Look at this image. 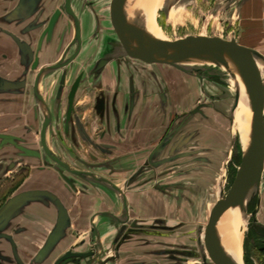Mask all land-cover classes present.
<instances>
[{
  "label": "crops",
  "instance_id": "0c3cea01",
  "mask_svg": "<svg viewBox=\"0 0 264 264\" xmlns=\"http://www.w3.org/2000/svg\"><path fill=\"white\" fill-rule=\"evenodd\" d=\"M64 1L0 0V63L11 61L13 67L12 75L0 71L1 81L9 78L22 83L20 80L27 78L28 73L20 75L18 64L31 66L33 70L29 71L30 76L34 68L50 65L65 54L76 27L75 20L64 8ZM89 1L72 0L73 9L81 18L86 50L76 59L79 63L92 55L88 44L95 37L100 22L109 24L106 10L102 14L103 19H100V9L94 7L95 1L93 4ZM101 1L104 3V0ZM101 6L102 9L104 5ZM239 15L242 30L237 37H240V42L257 50L263 49L264 0H244ZM5 29L12 30L32 46L34 60L28 57L15 38L3 32ZM10 44L11 59L5 56L6 53L9 55L7 48ZM126 61L125 57L112 60L100 75L108 96L123 85L119 91L117 118L108 107L110 128L102 139L103 151L99 154L109 159L110 167L86 169L104 181L85 175L73 183L49 159L37 153L29 155L30 150L26 156L23 154L20 155L22 158H16L13 148L8 146L10 142L0 141V184L5 185L4 192L0 194V201H3L0 206V264H54L69 249L79 252L93 250L94 240H100V250L108 247L119 230V220L125 218V201L129 220L153 219L160 226L169 228L167 220L178 218V209L181 212L190 208L196 211L198 207L212 203L211 215L223 196L220 178L225 172H219L216 165H219L225 151L229 153V149L226 148L223 132L219 133L220 136L215 133L216 123H213L214 118L208 110L213 109L214 105L201 104L197 73L172 64L142 61H132L137 65V70L132 71V66L127 65ZM57 73L60 71L48 73V79L53 80ZM84 76L90 75L87 73ZM130 78L134 79L136 88V105L132 115L128 106L131 100ZM18 88L17 96L13 98L12 129L6 128L9 124L6 118L9 106L0 113L2 139H7L10 134L7 131L13 132L15 126L21 131L27 122H31L25 115L23 97L20 95L24 87L19 85ZM56 89L55 85L50 84L46 88L44 82L41 83V92L55 110L60 102L55 98ZM16 112H20L18 116H15ZM185 112L189 116L182 120V129H175L176 132H171L173 135L168 139L167 134L174 120ZM43 113L47 114L46 107ZM163 143H166L165 154L162 151ZM170 151L172 154H169ZM163 155H171L178 164L176 170L173 166L166 168L163 172L167 174L165 180L157 177L154 170V174L150 175L151 168L140 170L142 159ZM25 158L27 161H17ZM22 165H26V168ZM134 165H137L136 168ZM176 171H181L179 173L184 174L182 176L187 180L182 176L180 179L179 176L172 177ZM181 182L184 183L182 189L186 190L185 196L182 193L181 197H175L173 191L180 187L177 184ZM254 196V208H257L255 216L264 224L263 176L260 190ZM57 200L66 210L63 219L60 218ZM74 257L78 263L85 258L84 264H96L89 255ZM68 259L60 264L76 263Z\"/></svg>",
  "mask_w": 264,
  "mask_h": 264
},
{
  "label": "rangeland",
  "instance_id": "374dc122",
  "mask_svg": "<svg viewBox=\"0 0 264 264\" xmlns=\"http://www.w3.org/2000/svg\"><path fill=\"white\" fill-rule=\"evenodd\" d=\"M94 1V7L100 9V17L105 13L106 8L109 9L110 20L108 29L111 33L109 37L117 36L111 22L110 10L113 0H108V5H106L107 0H104V3L101 0ZM243 1L166 0L158 10L156 18L158 32L163 40L171 42H181L199 35H218L229 39L234 38L240 42V37H237L242 30L239 8ZM101 4L104 5L102 9ZM164 5L165 7L163 8ZM121 48L125 50L123 45H121ZM259 51L264 54V47L259 49ZM126 55L128 59H139L136 57L132 58L128 53ZM140 61L146 62L142 59ZM262 61L264 62V59ZM181 64L189 68L190 71L197 73L198 93L201 96V104L214 105L213 109L208 110L211 111L209 115L214 118L213 123H216L215 133L220 136L219 133L223 132L225 136L226 148L229 149V153L225 151L219 165H216L219 168V172H225L220 178L223 184L222 195L224 196L235 177L240 163L237 159L239 158L241 161L243 152V145L240 142V125L237 126V132L233 114L237 90L236 81L227 70L211 61L193 60L182 62ZM70 82L71 79H68L63 90H61L62 95L59 107L53 112L54 118L51 125L47 128V135L48 143L53 152L56 150L59 154L64 155L66 161L69 160L72 164L74 169L63 167L61 169L69 180L74 183L79 181L78 179L83 178V175L80 174L82 170H102L101 167H110L109 159L99 156L103 151L102 139L109 132L110 125H108V112L105 108L102 110L98 108L99 101L103 97L105 98V90L101 79H82L79 84L78 94L76 96L73 95L74 100L71 98L73 88H70ZM18 89L12 90L15 95ZM3 90H6V88L0 89V113L6 110L8 106L7 92ZM104 100L107 102L108 98ZM30 102L33 103L34 99L30 100ZM19 113L16 112L15 116H18ZM25 115L27 117L26 111ZM40 115H42L41 110ZM43 116L45 117V114ZM188 116V112H185L174 120L169 130L170 133L167 134L168 139L172 137L175 129H178L177 131L182 129V120ZM115 118H117V113ZM15 127L16 130H13L11 138L13 141L9 137L7 138L8 142H10L8 146H11L16 154L14 157L22 158L20 155L24 154L26 156L28 154L26 152L30 150L29 155L37 153L45 159H49L42 152L43 149L39 140L40 124H26L21 131L18 130L17 126ZM114 128L116 129L117 127ZM75 138L78 140L77 142ZM165 146L166 143H163V150H161L164 154L166 153ZM169 154H172V151ZM173 159L174 157L171 155L145 158L142 159L143 162L139 168L140 170L147 167L151 168L150 171L152 172H149L150 175L154 174V170L157 177H163V180H165L167 174L163 172L166 171V168L173 166V169L176 170L178 167L177 160ZM22 160L27 161L26 158L17 159V161ZM134 166L136 168L137 165ZM186 167L190 168L189 166ZM76 170L79 173L75 172ZM146 171L148 172V170ZM179 172L176 171L172 177L179 176L180 179V176L184 174ZM105 173L110 174L106 171ZM182 178L187 180L186 177L182 176ZM101 180L104 181L102 178ZM183 185L184 183L182 182L177 184L180 187L174 189L173 195L175 197L176 195L181 197L182 193L185 196L186 190L182 189ZM214 197L217 198L216 195ZM255 203L256 197L253 196L247 207L248 219L242 243L244 264H264V236L255 231L251 224L254 217L251 214V210L255 207ZM211 208L212 203L209 206L198 207L196 211L190 208L181 212L178 209V218L167 220L169 228L160 226L153 219L142 221L132 219L123 222L125 218H121L115 239L111 241L108 247L101 250L97 240H94L92 243L94 245H91L93 249L97 250L89 257H94L96 264H216L208 251L206 242ZM72 258L74 257H70L68 261L72 260ZM85 261L86 259L82 258L79 263L76 261L75 264H84Z\"/></svg>",
  "mask_w": 264,
  "mask_h": 264
},
{
  "label": "water",
  "instance_id": "95a60500",
  "mask_svg": "<svg viewBox=\"0 0 264 264\" xmlns=\"http://www.w3.org/2000/svg\"><path fill=\"white\" fill-rule=\"evenodd\" d=\"M127 2L128 0H113L110 11L112 25L126 53L146 62L168 63L186 71H190V69L183 66L181 64L182 62L193 60L211 61L223 67L235 79L239 78L244 83L249 93L253 111L251 139L247 147H243L241 161L227 193L221 197L212 210L206 235L207 248L215 263L234 264L222 250L219 241L218 224L222 214L231 207H237L243 201L250 188L253 187L252 192L244 201V208L247 212L250 199L260 190L261 186L264 172V82L260 68L255 59L256 54L259 55L260 52L256 48L245 45L234 38L229 39L218 35H199L181 42H171L139 32L133 29L127 22L125 12ZM64 8L73 19L78 21L77 14L72 6V0H65ZM15 38L24 51L32 53L27 43L21 41L17 36H15ZM77 38L79 41L81 40V28L79 24H77ZM221 49H225L237 57V59L245 64L246 69L239 67L227 59L223 55ZM57 65L58 64H52L50 67H55ZM13 84L22 86V83L13 82ZM236 85L237 90L233 112H235L240 99V89L237 83ZM59 92H61V90ZM132 99L133 98H131L129 103L131 105ZM108 101L101 100L100 104H98V108H105L108 112V107H110ZM111 109L116 114L114 101L111 105ZM48 124L47 119L41 129L42 144L45 150L50 153L57 162L64 165L65 161L56 154H53L47 143L46 130ZM75 172L79 173L77 170ZM86 172L93 178L101 180V177L92 174L90 171ZM82 173L80 174L85 176V174ZM107 182H109L112 187L119 190V188L110 180H107ZM121 193H123L122 190ZM57 203L60 209V218L63 219L66 210L59 200H57ZM125 207L126 215L123 222L129 220L126 201ZM256 212L257 208L251 210V214L254 215L252 225L259 234L264 236V224L257 219L255 216ZM99 241L100 240H97V242ZM95 251L96 250L93 249L87 252H79L69 249L58 257L54 264H59L62 260L69 257L93 255ZM93 259L95 258L92 257L91 260Z\"/></svg>",
  "mask_w": 264,
  "mask_h": 264
},
{
  "label": "flooded vegetation",
  "instance_id": "af4514ba",
  "mask_svg": "<svg viewBox=\"0 0 264 264\" xmlns=\"http://www.w3.org/2000/svg\"><path fill=\"white\" fill-rule=\"evenodd\" d=\"M90 4L94 3V0H90L89 1ZM111 11V10H110ZM102 17H100L101 19ZM106 18L108 20H110L109 18V9L106 8ZM103 19V18H102ZM75 20V19H74ZM77 20L78 21H74L75 22V34L71 39V42L69 43L68 47L66 48V52L65 54L57 61H55L52 64H58L55 67H50V65H43L39 68H34L35 70L30 72V76H29V71L33 70V68L31 69V66H27V64L25 65H19L18 64V70L20 71V75H22L23 73H28L27 74V78L21 79L20 82L22 81V87L23 88V92L20 95H24V99H23V105L25 106V111L27 114V117L31 119V122H27V124H31L32 123H36L40 124V133H39V140L41 142L42 145V149H43V153L45 155L48 156L49 160L52 161L55 166L59 167V168H72V164L70 163L69 160L66 161V158L64 155L59 154L56 150L53 152V150L51 149L49 143H48V135H47V130H46V139H47V143L51 149V152L53 154H56L57 156H59L61 159H63L65 161V164H61L59 162H57L50 153H48L41 141V129L43 124L47 121L48 119V125H51L52 120L54 118V111L55 109H52L51 106L48 104L47 100L45 99L43 92H41V83L44 82V85H46V88L49 87V85H55L57 86L56 89V94H55V98L60 99L62 92H59L60 90H63L65 83L68 82V79H71L70 82V88H73V92L71 94V98H73V100L75 99L74 96H76V94H78V88H79V84L80 81L82 79H86V78H95L96 80L101 79V72L102 69L107 65V63L111 62L112 60L117 61V59L119 58H123V57H127L125 50H123L121 48L122 43L120 42L119 38L115 35V37L110 38V31H109V25L108 24H101L99 25V29H97L96 33H95V37H93V39L91 40V44H88V46L90 47V52H91V56H88L86 60H83L82 63H79L78 61H76V59H78V57L82 56L83 53L86 51L85 50V42H84V38H83V28H82V23H81V18L79 17V15L77 16ZM77 24L80 25L81 28V40L79 41V39L77 38ZM115 30V29H114ZM5 34L9 37H13L15 38V36H17L12 30L10 29H5ZM116 32V31H115ZM117 34V33H116ZM18 37V36H17ZM21 41L27 43L32 51V53H29L28 51H24L29 58H33L35 56L34 53V49L32 48V46L26 42L25 40H22L20 37H18ZM16 39V38H15ZM17 41V39H16ZM18 42V41H17ZM19 43V42H18ZM20 45V44H19ZM9 49V55L8 53H6V58H12V47L11 44L8 46ZM86 55V54H85ZM84 55V56H85ZM132 58H134L132 56ZM34 60V58H33ZM126 62L127 65H131L132 66V71H136L137 70V65L132 62V61H136L139 62L140 59H128L126 58ZM30 68V69H29ZM136 68V70H135ZM13 67H12V62L10 61V63H0V71L7 74V75H12L13 73ZM55 70H59L60 73L55 74V77L53 78V80L48 79L49 77L47 76L48 73H51ZM89 73L90 76L86 77L84 76L85 74ZM29 76V77H28ZM48 79V80H47ZM56 80V83L54 84V81ZM1 81V79H0ZM102 82V81H101ZM46 83V84H45ZM64 83V85H63ZM19 85H14L13 81L9 80V78H6L5 80H2L0 83V89H8L9 91L6 93V98L8 101V115H7V121L9 122L8 126L6 128L12 129V121H13V98L14 96H17L13 93V89H18ZM107 87V86H106ZM123 87V85H120V88L115 91L113 94H109L106 92L105 94V98H109V104L110 107L113 104L114 101V109L116 110L117 113V107H118V101H119V91L121 90V88ZM107 89V88H106ZM135 85H134V79L130 78L129 81V98H133L132 99V105L129 104V108L131 115L133 114V109L136 105V91H135ZM12 91V92H11ZM81 92V90H80ZM79 92V93H80ZM71 93V91H70ZM92 94V93H91ZM74 95V96H73ZM103 97L102 100L105 99ZM34 102L31 103L30 100H33ZM28 100V101H27ZM72 100V99H70ZM38 102V104H37ZM101 101H99L100 104ZM130 103V101H129ZM105 104V103H104ZM46 107L47 110V114L45 115V117L43 116V109ZM99 109L102 110V108L99 107ZM40 110L42 111V115H40ZM106 110V109H105ZM118 114V113H117ZM238 115V114H237ZM44 117V118H43ZM109 124V123H108ZM8 129V130H9ZM236 131H237V122H236ZM6 132V131H5ZM10 134L8 135V137L11 139L12 138V131L9 130L7 131ZM238 132V131H237ZM3 135V134H2ZM5 139H2L0 141H3ZM7 140V139H6ZM153 151V150H152ZM151 151V152H152ZM42 157V156H41ZM44 158V157H43ZM24 168H26V165H22ZM82 172L85 175H88V173L86 172V170H82ZM92 177V176H91ZM16 178V176L14 175V179ZM0 194L2 193V191L4 192V184H0ZM3 187V188H2ZM3 201H0V206L2 204ZM253 221V220H252ZM252 224V223H251ZM253 227V225H252ZM254 228V227H253ZM256 231V230H255ZM70 258V257H69ZM75 258V257H74ZM73 259V258H72ZM57 260V259H56ZM74 262H76L75 259H73ZM55 263V262H54ZM60 264V263H59Z\"/></svg>",
  "mask_w": 264,
  "mask_h": 264
},
{
  "label": "bare ground",
  "instance_id": "6f19581e",
  "mask_svg": "<svg viewBox=\"0 0 264 264\" xmlns=\"http://www.w3.org/2000/svg\"><path fill=\"white\" fill-rule=\"evenodd\" d=\"M164 2H166V0H128L125 10L127 22L133 29L139 32L163 39L158 32V23H156V18L158 10ZM221 51L223 55L231 62L243 69H246L245 64L237 59V57H235L232 53L226 51L225 49H221ZM263 57L264 54L260 52L259 55L256 54L255 59L260 68L264 82ZM235 81L240 89V99L234 112V121L235 123L237 122V126L240 125V142L243 147L246 148L252 134L253 111L251 99L246 86L239 78L235 79ZM252 190L253 187L250 188L243 201L237 207H231L227 209L222 214L218 224L220 245L223 252L234 264H244L242 243L244 240L248 214L244 210L243 205L244 201L248 198Z\"/></svg>",
  "mask_w": 264,
  "mask_h": 264
},
{
  "label": "trees",
  "instance_id": "16d2710c",
  "mask_svg": "<svg viewBox=\"0 0 264 264\" xmlns=\"http://www.w3.org/2000/svg\"><path fill=\"white\" fill-rule=\"evenodd\" d=\"M237 161L240 162V159L238 158Z\"/></svg>",
  "mask_w": 264,
  "mask_h": 264
}]
</instances>
